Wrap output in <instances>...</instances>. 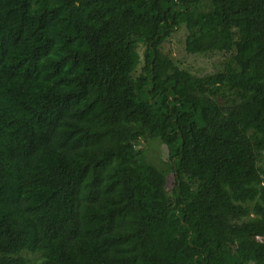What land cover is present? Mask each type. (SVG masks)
Segmentation results:
<instances>
[{"label":"trees","instance_id":"16d2710c","mask_svg":"<svg viewBox=\"0 0 264 264\" xmlns=\"http://www.w3.org/2000/svg\"><path fill=\"white\" fill-rule=\"evenodd\" d=\"M0 264H264V0H0Z\"/></svg>","mask_w":264,"mask_h":264},{"label":"rangeland","instance_id":"374dc122","mask_svg":"<svg viewBox=\"0 0 264 264\" xmlns=\"http://www.w3.org/2000/svg\"><path fill=\"white\" fill-rule=\"evenodd\" d=\"M185 37V29L176 31L164 44L163 51L196 76L214 74L221 69L223 56L190 55L185 51ZM140 51H143L142 48ZM140 149L145 152L148 162L168 177L170 189L174 183V174L165 146L159 141H142Z\"/></svg>","mask_w":264,"mask_h":264}]
</instances>
